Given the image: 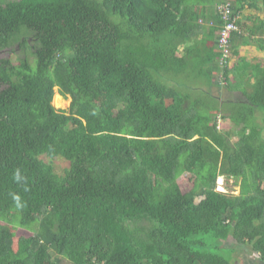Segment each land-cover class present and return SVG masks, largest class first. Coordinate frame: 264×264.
I'll list each match as a JSON object with an SVG mask.
<instances>
[{
    "label": "trees",
    "instance_id": "trees-1",
    "mask_svg": "<svg viewBox=\"0 0 264 264\" xmlns=\"http://www.w3.org/2000/svg\"><path fill=\"white\" fill-rule=\"evenodd\" d=\"M221 5L264 51V0H0V264L264 263V61L222 63Z\"/></svg>",
    "mask_w": 264,
    "mask_h": 264
},
{
    "label": "rangeland",
    "instance_id": "rangeland-1",
    "mask_svg": "<svg viewBox=\"0 0 264 264\" xmlns=\"http://www.w3.org/2000/svg\"><path fill=\"white\" fill-rule=\"evenodd\" d=\"M23 55H24V53H22V50L18 49L17 47H14L12 49H9V50L1 53V57L12 56L14 62L18 61L19 56L23 57ZM232 57L233 56H230L228 63H226V61H225L223 64H229V65L234 64L235 62H234V59H231ZM201 80L203 81V78H198L197 83ZM240 84L243 86L247 85V84H245V82H243V84L241 82H236L235 85L237 86ZM248 85H249V83H248ZM229 93L231 94L230 91H229ZM56 98H59V99H56ZM53 105L57 109L69 111L70 106H71V99L64 98L63 96L60 95L59 90L56 89V95L54 98ZM218 126H219V129H223V128L230 129V128H232V123L229 120L219 121ZM237 141H238V139L234 138V142H237ZM44 160L47 163L51 164L54 167L56 173L61 175V176L65 175V172L70 168V163L64 159L51 160L47 157H44ZM190 179H191L190 175H184L179 179V184H180V187H181L183 192H189L193 188V181H191ZM217 190L222 191V192L232 193L235 195H239V193L241 191L240 187L235 184V180H230V179L228 180L226 177H220L219 178ZM16 227H17L15 230V236H16L15 240L16 241L19 238L31 237L33 235L30 231L25 230L23 228H20L19 221L17 222ZM211 241L212 240H208L209 243ZM222 247H223V249H222L223 253L227 254L228 256L230 254H232L231 249L226 248L224 245H222ZM242 251H244V250L242 249ZM252 254H254V253L252 252Z\"/></svg>",
    "mask_w": 264,
    "mask_h": 264
},
{
    "label": "crops",
    "instance_id": "crops-1",
    "mask_svg": "<svg viewBox=\"0 0 264 264\" xmlns=\"http://www.w3.org/2000/svg\"><path fill=\"white\" fill-rule=\"evenodd\" d=\"M246 20V19H244ZM245 23L247 22V28L250 29L254 26V23L249 21H244ZM217 23V22H216ZM206 28L205 31H202L199 33V37L203 40H206L207 42L209 41V45H207L209 48L212 46V37L210 34V30H214L215 28H213V26H216L213 22H208L206 23ZM203 26V27H205ZM217 27V26H216ZM216 34H218V32H216ZM233 57L231 59H234V64H230V68H234V70L236 68H238L239 70L244 69V67L248 66V68L250 66H255L258 65L259 63H261L262 61H264V51H262L257 45H236L235 46V50L233 51ZM218 57V56H217ZM235 66V67H234ZM233 75L234 81H235V75ZM232 78V77H231ZM208 84V83H206ZM205 84V85H206ZM202 86L201 87V91L206 92L208 90L212 91L213 94H215L216 96H220L223 91L219 90L218 88H216L215 86L212 87H207V86ZM206 90V91H205ZM224 246L228 249H230L231 247H235L237 245V243L235 241H231V243L229 244L228 241L223 243ZM238 250L235 251V253L237 252V256L235 257V264H264L260 257L252 251V249L250 247L244 248V247H240L237 246ZM242 249L244 251H242ZM233 251V250H232ZM252 252L254 254H252Z\"/></svg>",
    "mask_w": 264,
    "mask_h": 264
},
{
    "label": "built area",
    "instance_id": "built-area-1",
    "mask_svg": "<svg viewBox=\"0 0 264 264\" xmlns=\"http://www.w3.org/2000/svg\"><path fill=\"white\" fill-rule=\"evenodd\" d=\"M221 14L223 21L225 23L224 28L221 30L220 33V48L223 50L224 56L222 57V63L226 61L228 63V58H230V46H229V39L233 32L238 31L239 27L237 24L238 18L230 21L231 11L229 10L228 6L221 5Z\"/></svg>",
    "mask_w": 264,
    "mask_h": 264
},
{
    "label": "bare ground",
    "instance_id": "bare-ground-1",
    "mask_svg": "<svg viewBox=\"0 0 264 264\" xmlns=\"http://www.w3.org/2000/svg\"><path fill=\"white\" fill-rule=\"evenodd\" d=\"M56 99H59V98H56ZM60 101V100H59ZM60 104V103H59Z\"/></svg>",
    "mask_w": 264,
    "mask_h": 264
}]
</instances>
